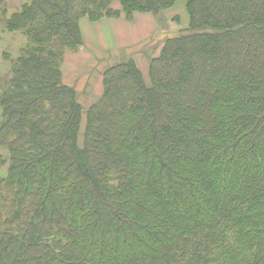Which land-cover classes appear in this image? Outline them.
<instances>
[{
    "label": "trees",
    "instance_id": "obj_1",
    "mask_svg": "<svg viewBox=\"0 0 264 264\" xmlns=\"http://www.w3.org/2000/svg\"><path fill=\"white\" fill-rule=\"evenodd\" d=\"M14 1L0 0V29L24 39L0 77V264H264V0H186L144 70L134 47L101 70L114 51H92L91 103L63 68L85 25L162 26L180 0Z\"/></svg>",
    "mask_w": 264,
    "mask_h": 264
},
{
    "label": "rangeland",
    "instance_id": "obj_2",
    "mask_svg": "<svg viewBox=\"0 0 264 264\" xmlns=\"http://www.w3.org/2000/svg\"><path fill=\"white\" fill-rule=\"evenodd\" d=\"M17 5V2L11 0ZM186 0H180L177 5L165 12L162 20H167L160 25L153 14H136L135 22L120 24L106 23L104 25H85L84 35L86 36V46L79 54L69 55L64 62L65 82L86 93L82 101L87 103L94 102L100 93V70L104 66L113 65L124 56V53L118 55L119 48L134 47L139 52L136 55L138 66L143 70L146 68V59L143 52L147 49L157 48L154 54H158L162 47L163 40L178 34V24L171 23L174 16H180L183 25H187L188 16L185 9ZM18 9L12 6L11 12ZM167 22L171 24H166ZM164 28H167L166 31ZM170 31V32H169ZM24 46V39L20 34H11L0 29V77L9 79L11 74L10 62L6 61L4 54L8 53L12 58L20 55L21 48ZM114 51L113 58L108 55L100 65V70L95 66L94 55L103 58L107 51ZM118 50V51H117ZM119 56V57H118ZM97 69V70H96ZM91 72V73H90ZM87 81V85L85 83ZM8 160L7 152L0 149V178L6 175L8 165L3 162Z\"/></svg>",
    "mask_w": 264,
    "mask_h": 264
},
{
    "label": "crops",
    "instance_id": "obj_3",
    "mask_svg": "<svg viewBox=\"0 0 264 264\" xmlns=\"http://www.w3.org/2000/svg\"><path fill=\"white\" fill-rule=\"evenodd\" d=\"M108 23H110V22H108ZM111 24V23H110Z\"/></svg>",
    "mask_w": 264,
    "mask_h": 264
}]
</instances>
